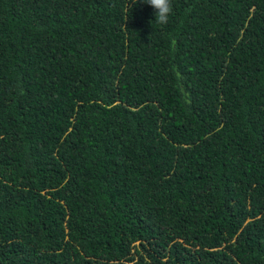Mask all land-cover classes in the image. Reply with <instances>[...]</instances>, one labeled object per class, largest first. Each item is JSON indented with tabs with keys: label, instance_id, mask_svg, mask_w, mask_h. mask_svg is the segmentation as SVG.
<instances>
[{
	"label": "trees",
	"instance_id": "16d2710c",
	"mask_svg": "<svg viewBox=\"0 0 264 264\" xmlns=\"http://www.w3.org/2000/svg\"><path fill=\"white\" fill-rule=\"evenodd\" d=\"M0 0V264H264V0Z\"/></svg>",
	"mask_w": 264,
	"mask_h": 264
},
{
	"label": "clouds",
	"instance_id": "9594fccd",
	"mask_svg": "<svg viewBox=\"0 0 264 264\" xmlns=\"http://www.w3.org/2000/svg\"><path fill=\"white\" fill-rule=\"evenodd\" d=\"M135 4H147L154 10L155 23L165 25L173 12L172 0H134Z\"/></svg>",
	"mask_w": 264,
	"mask_h": 264
}]
</instances>
